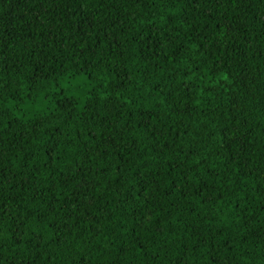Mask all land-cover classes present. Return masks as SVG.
I'll return each instance as SVG.
<instances>
[{"label": "trees", "instance_id": "16d2710c", "mask_svg": "<svg viewBox=\"0 0 264 264\" xmlns=\"http://www.w3.org/2000/svg\"><path fill=\"white\" fill-rule=\"evenodd\" d=\"M0 264H264V0H0Z\"/></svg>", "mask_w": 264, "mask_h": 264}]
</instances>
